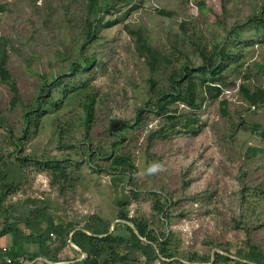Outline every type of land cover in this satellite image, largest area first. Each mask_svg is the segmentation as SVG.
<instances>
[{"label":"rangeland","instance_id":"rangeland-1","mask_svg":"<svg viewBox=\"0 0 264 264\" xmlns=\"http://www.w3.org/2000/svg\"><path fill=\"white\" fill-rule=\"evenodd\" d=\"M253 15L264 17V0H0V228L60 225L23 264H80L70 233L90 226L122 237L112 264H238L249 246L264 262V38ZM211 42L227 52L214 97L196 70L197 46ZM188 80L196 106L161 113L158 97ZM42 87L44 113L25 133L23 109ZM16 153L59 159L64 173ZM132 219L164 255L130 244Z\"/></svg>","mask_w":264,"mask_h":264},{"label":"trees","instance_id":"trees-1","mask_svg":"<svg viewBox=\"0 0 264 264\" xmlns=\"http://www.w3.org/2000/svg\"><path fill=\"white\" fill-rule=\"evenodd\" d=\"M250 20L253 22L254 27L260 26L263 28L261 37L264 38V17L253 15ZM225 54H227V52L223 50V48L221 49L214 42H211L210 49H204L199 45L197 46V55L200 57V63L197 65L196 70L201 75L199 77V81L204 82V86H206L209 90V96L214 97L220 91L219 81H221L225 76L220 74V64L218 60L223 58ZM2 63L3 58L0 57V71L5 74ZM88 63L89 62L84 63L83 66L86 67ZM185 68L186 67H183V69ZM183 72L188 73L187 70H184ZM191 82L192 81L189 80L187 81V86L184 88L183 92L182 90L173 87L172 91H168L167 93L159 96L156 108L159 109L161 113H166L172 117L178 101H182L188 106H196ZM12 90L13 100H16L17 97L15 95L14 86H12ZM47 90L48 87H42L41 92L35 95L32 105L23 109V131L25 133L29 130V126L36 125L39 116L44 113V109L41 107V104L44 102V99L42 98L47 94ZM260 92L263 91L260 90ZM89 108L90 103L85 106L86 116H88ZM138 115L139 109L135 112V117L138 118ZM15 146L17 147L16 150L20 152V142L15 141ZM15 158L20 163H33L36 166L56 171L58 174L64 173V167L60 164L59 159L37 158L32 155L21 153H16ZM115 158H117L120 162L121 157L115 156ZM5 187H7V185ZM118 216L124 217V215ZM126 219L131 220L129 218ZM40 220V218L32 217L28 219L17 218L5 222V224L0 228V235L7 233L8 238L10 239V244L4 252V255H7L10 260L5 262L3 253H1L0 264H22L23 260L32 259L37 255H45L46 251L43 250L46 246L45 240L50 237L49 232H54L55 234L59 233L60 225L58 223H53L51 219L47 217H45L44 220L42 219L43 223ZM122 224L128 230L130 244L135 246L143 254L144 258H153L156 256V252L164 255V247L154 241L155 237L153 234H150V231L144 221L132 219V225H128L125 222H122ZM69 239L75 242L84 252V255L80 259V264H100L98 262V257L105 249H108V252L112 254V256L108 263L103 261L102 264H112L114 261L121 259L120 255L113 253V248L121 242L122 237L109 232L106 226L104 228L90 226L88 227L87 232L80 228L73 229L70 233ZM236 254L243 259L237 260L236 262L238 264H253V262L264 264L261 259V255L255 251L252 246H249V249L247 250L239 249L236 251ZM222 257L225 256L223 255ZM46 258L50 260L56 259L55 257L50 256H46Z\"/></svg>","mask_w":264,"mask_h":264},{"label":"built area","instance_id":"built-area-1","mask_svg":"<svg viewBox=\"0 0 264 264\" xmlns=\"http://www.w3.org/2000/svg\"><path fill=\"white\" fill-rule=\"evenodd\" d=\"M49 236L51 237V238H53V234H52V232H49ZM0 249L1 250H6L7 249V247L5 246V245H2L1 247H0ZM3 258H4V261L5 262H8L10 259H9V257L7 256V255H3Z\"/></svg>","mask_w":264,"mask_h":264},{"label":"crops","instance_id":"crops-1","mask_svg":"<svg viewBox=\"0 0 264 264\" xmlns=\"http://www.w3.org/2000/svg\"><path fill=\"white\" fill-rule=\"evenodd\" d=\"M3 240H5V241H2V237L0 236V242H4V244H5V246L7 247V246H9V244H10V239L8 238L7 239V237H5V239H3ZM1 243V244H2ZM7 243V244H6ZM3 255H4V252H3ZM38 260V259H37ZM39 260H42V259H39ZM22 264H23V262H22ZM24 264H26V262L24 263Z\"/></svg>","mask_w":264,"mask_h":264},{"label":"clouds","instance_id":"clouds-1","mask_svg":"<svg viewBox=\"0 0 264 264\" xmlns=\"http://www.w3.org/2000/svg\"><path fill=\"white\" fill-rule=\"evenodd\" d=\"M158 169H159V165H153L152 167H150V168L148 169V171H149L150 173H154V172H156Z\"/></svg>","mask_w":264,"mask_h":264},{"label":"water","instance_id":"water-1","mask_svg":"<svg viewBox=\"0 0 264 264\" xmlns=\"http://www.w3.org/2000/svg\"><path fill=\"white\" fill-rule=\"evenodd\" d=\"M39 258H41V257H39ZM42 260H45V261H47V262H51V263H56V262H54V261H48V260H46V259H44V258H42Z\"/></svg>","mask_w":264,"mask_h":264}]
</instances>
